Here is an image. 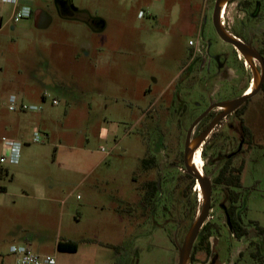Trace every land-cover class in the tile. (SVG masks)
I'll return each mask as SVG.
<instances>
[{
  "label": "rangeland",
  "instance_id": "obj_1",
  "mask_svg": "<svg viewBox=\"0 0 264 264\" xmlns=\"http://www.w3.org/2000/svg\"><path fill=\"white\" fill-rule=\"evenodd\" d=\"M68 1L74 10L102 20L99 39L92 38L95 33L83 21L59 17L54 0H30L28 5L54 16L43 28L27 17L13 22L9 9L2 15L0 117L8 91L20 84L35 91V103L51 116L33 128L47 147L45 157L35 159L64 186L56 202L61 223L44 224L34 215L38 201L22 195L20 177L11 182L5 175L0 178V186L8 189V194L0 191V264H13L9 246L25 244L22 237L29 234V247L55 255L56 264H177L178 246L202 204L198 184L182 171L186 131L210 102L241 95L253 81L250 67L242 56H232V46L215 32L214 0ZM139 12L143 16L137 17ZM242 15L228 4L224 28H237ZM198 37L209 46V71L200 68L188 45ZM85 41L100 46L86 56L80 51ZM218 58L225 62L221 70ZM44 92L46 101L39 98ZM53 99L57 105H51ZM242 118L253 133L252 149L232 159L234 165L245 159L241 183L247 208L242 217L247 226L256 221L264 227L262 87L246 102ZM209 119L195 127V136ZM239 124L238 116L228 115L198 149L204 148L202 170L212 184L225 155L239 145ZM2 135L0 129V157ZM151 156L157 168L144 170L141 159ZM0 167L9 174L15 168L9 163ZM149 180L157 181L159 190L152 207L143 208ZM220 205H227L224 188L212 185L204 225H218L220 232L209 237L207 255L198 244L203 225L189 264H260L261 258L251 256L254 246L231 236ZM56 239L76 241L77 251L57 250Z\"/></svg>",
  "mask_w": 264,
  "mask_h": 264
},
{
  "label": "crops",
  "instance_id": "obj_2",
  "mask_svg": "<svg viewBox=\"0 0 264 264\" xmlns=\"http://www.w3.org/2000/svg\"><path fill=\"white\" fill-rule=\"evenodd\" d=\"M29 3H30V0H17L15 3L0 0V29L2 28V20H3L2 15L5 12V9L10 10L11 20L13 21L12 18H13L14 13L17 10L21 9L22 7L28 6ZM55 8L57 11L56 12L57 15L64 19L66 18L72 19L73 18L72 16H75L76 13H79V12H84L87 15H89L85 11H76V10L73 11V9L69 13L64 14L61 12L60 9L56 7V4H55ZM27 18L32 19V21L36 25L42 28L49 26L54 21V16L50 12L42 8H38L34 12L31 10V14ZM74 19H77V18H74ZM96 20H97L96 26H91L86 21H83V20L81 21H83L86 25H88V27H90L92 33L93 32L95 33L94 37L92 38L97 40L100 38L99 33L103 31L104 26H103L102 20H98V19ZM97 46H100V45H97ZM97 46H95L93 42L91 41H85L81 44L80 51L84 55L90 56L93 48L94 47L97 48ZM9 84H12V82L9 81ZM31 89L32 88L30 86H26L25 84L24 85L20 84L18 89L13 88L12 90L8 91L7 96L3 99L1 103L0 129L3 133V135L1 136V140L4 137L10 140L19 141L22 143V145H21L20 152H19L18 162L16 164L9 163L12 167H15L13 169V172L9 174L10 173L9 169L0 167V178L3 175H5L7 178H9V181L11 182V181H16V179L20 177L21 184H23L21 186L22 192H23L22 195L28 196L29 199H31L30 197H32V199H36V201H38V209L35 210L34 215L40 219V222L44 224H49V223H54V221L58 220L59 223H61V220H62L61 205L56 206V202L59 199L58 191L60 189H63V186H64L62 185L63 181L60 180L58 177H55L48 173H44L42 168H40L37 165V162L40 163L42 161L38 158L45 157L47 147L44 142H41L42 138H40L38 141H34L33 135H32V132L35 131L33 128L37 126L41 127L40 125H44L48 120H50L49 117L51 116L48 115L46 112H43L44 109H42V107H41V110L38 112H21V111L12 112V111H9L6 107V101L9 95H16L18 102L26 103L27 102L26 100L30 99L29 101L31 102L29 103L28 101V104L37 105L35 103L36 102L35 98L32 97L33 96L32 92H35V91ZM41 95L43 94L40 93L39 98H41L42 100H45L46 98H43ZM51 105H54V104H51ZM58 146L59 145L55 147H58ZM3 152L4 154L2 156H6L8 149L4 145H3ZM102 152L104 155L107 154L105 151H102ZM35 157H38V158L35 159ZM4 163H8V162H4ZM0 191H2L4 194H8V189L4 185L0 186ZM29 191L32 192L31 193L32 195H30ZM71 191L67 193L66 197L71 196ZM62 202L63 201H61L60 204H62ZM117 207L120 210V206H117ZM23 231H28V230L25 229ZM57 234L58 233L56 232V236ZM30 238H31V235L29 234L28 236L22 237V240H25V244L26 245L28 244V246H30L29 244H32L31 241H29ZM68 240L70 241L71 239H67L66 241ZM58 241L59 239H56V242H55L56 249H57ZM71 241H74V240H71Z\"/></svg>",
  "mask_w": 264,
  "mask_h": 264
},
{
  "label": "water",
  "instance_id": "obj_3",
  "mask_svg": "<svg viewBox=\"0 0 264 264\" xmlns=\"http://www.w3.org/2000/svg\"><path fill=\"white\" fill-rule=\"evenodd\" d=\"M228 2L229 0H214L212 24L219 38L224 42L233 45L236 51L243 57L244 61H246L247 64L250 66L252 70L254 86L251 92L249 93L244 92L238 97L223 100L220 102H210L209 106L193 120L186 132L183 149L184 171L191 177H193L196 183L199 185L202 197V204L199 209V212H197L193 222L187 229L183 237L182 243L180 244V246H178L177 264H189L193 244L196 238L198 237L199 232L203 227L205 221L208 219L210 212L212 182L208 176H206L204 173H201L193 164L194 154L198 149H201V146L203 145L205 139L218 125V123L224 118H226L229 114L235 112L248 99L256 95L264 82V62L262 57L251 46V43L245 44L243 42L238 41L229 32H227V30L221 23V7L223 4H226ZM255 60L260 64L261 75H259V73L257 72L254 62ZM214 108H221V111L212 118L206 128L198 136L191 138L193 128ZM241 145L242 141L239 143L238 150L240 149ZM220 207L223 209L224 212L226 226L231 232V224L229 217L226 214L225 206L220 205Z\"/></svg>",
  "mask_w": 264,
  "mask_h": 264
},
{
  "label": "trees",
  "instance_id": "obj_4",
  "mask_svg": "<svg viewBox=\"0 0 264 264\" xmlns=\"http://www.w3.org/2000/svg\"><path fill=\"white\" fill-rule=\"evenodd\" d=\"M263 89L264 84L262 85V90ZM246 102L235 112V115L238 116L240 120L239 129L243 146L234 155H231L225 160L216 176L214 177L212 185L222 186L224 188L225 199L227 201L225 209L231 224V236L239 240H247L250 246L255 247V251L251 253V256L254 258H261L260 264H264V251L262 252V249H264V227L259 225L256 221H251L250 226H247L244 224L242 217L244 213L243 211H246L247 208L244 195L245 192L241 183V174L244 169L245 159L242 158L238 165H234L232 163V159L237 154H247L252 149L253 133L250 127L244 122V118H242ZM203 153L204 148H202L201 150V154ZM141 167L144 170L156 168L157 162L152 156L145 157L141 159ZM188 177L191 178L192 182L194 183V179L190 176ZM157 192L158 187L156 185V182L153 180H149L144 188V195L142 197L143 207H152L153 200ZM219 232V226L212 223H207L202 228V231L200 232L198 238V244L202 246L207 255L210 253V245L208 241L209 237H211L212 235L218 236ZM57 249L65 252H76L77 243L76 241L71 240H59L57 242Z\"/></svg>",
  "mask_w": 264,
  "mask_h": 264
},
{
  "label": "flooded vegetation",
  "instance_id": "obj_5",
  "mask_svg": "<svg viewBox=\"0 0 264 264\" xmlns=\"http://www.w3.org/2000/svg\"><path fill=\"white\" fill-rule=\"evenodd\" d=\"M54 3L56 4V7L58 8V9H60L61 10V12L62 13H69L73 8L71 7V5L69 4V2H68V0H54ZM235 4V7H236V9L239 11V12H242V16H241V19L237 22V28H235V27H233V28H231L230 27V29H232V30H229L227 27H225V29L227 30V32H229L235 39H237L238 41H240V42H243V43H245V44H249V43H251V46L258 52V54L262 57V59H263V62H264V9L262 10V0H229V2L228 3H226V5H225V7L228 5V4ZM263 3H264V0H263ZM73 11H74V9H73ZM73 18H77L78 20H83V21H86L89 25H91V26H96L97 25V20H96V18H93V17H91V16H89V15H87L86 13H84V12H79V13H76V15L75 16H72ZM223 24H224V21H223ZM226 43V42H225ZM207 44V43H206ZM227 44H229V43H227ZM231 45V44H230ZM207 46H208V44H207ZM232 46V56H234V55H236L237 57H239V58H241V55L236 51V49L234 48V46L233 45H231ZM208 49H209V46H208ZM227 55V54H226ZM208 57H209V63H208V67H207V69H203V70H207V71H209V69H210V64L212 63V58L209 56V54H208ZM218 63H217V69L218 70H221V68H223L224 66H225V62H220L219 61V58L216 60ZM243 61H244V59H243ZM255 62V66H256V69H257V72L259 73V75H261V67H260V64L255 60L254 61ZM243 63V62H242ZM257 63H258V65H257ZM244 64L246 65L247 64V62L246 61H244ZM250 67V66H249ZM202 70V69H201ZM250 70H251V68H250ZM251 72H252V70H251ZM224 73H225V70H224V72H223V75H224ZM218 77H219V75H218ZM224 77V76H223ZM224 79H225V77H224ZM226 79H228V78H226ZM253 80V75H252V78H251V81ZM264 83V82H263ZM245 92V91H244ZM243 92V93H244ZM242 93V94H243ZM240 96V95H239ZM217 102H220V101H217ZM210 104V103H209ZM209 104H208V106H209ZM207 106V107H208ZM242 106V105H241ZM240 106V107H241ZM206 107V108H207ZM239 107V108H240ZM205 108V109H206ZM238 108V109H239ZM204 109V110H205ZM215 109H220L218 112H216V113H214V114H212V111H214ZM237 109V110H238ZM203 110V111H204ZM236 110V111H237ZM202 111V112H203ZM221 111V108H214V109H212L205 117H207V116H209L210 117V119H209V122L212 120V118L216 115V114H218L219 112ZM235 111V112H236ZM201 112V113H202ZM235 112H233L234 114H235ZM200 113V114H201ZM232 114V113H231ZM230 115V114H229ZM204 117V118H205ZM203 118V119H204ZM203 119H201V121L203 120ZM200 121V122H201ZM199 122V123H200ZM209 122H208V124H209ZM198 123V124H199ZM197 124V125H198ZM207 124V125H208ZM191 125V124H190ZM196 125V126H197ZM206 125V126H207ZM195 126V127H196ZM195 127L193 128V131H192V133H191V138H194V137H196V136H198L199 134H197L196 136L194 135V131H195ZM189 128V127H188ZM188 130V129H187ZM187 132V131H186ZM186 137V136H185ZM242 140L240 139V142H241ZM185 142V141H184ZM205 142V141H204ZM239 142V143H240ZM239 146V145H238ZM241 147H242V145H241ZM241 147H240V149H241ZM184 149V148H183ZM239 149V150H240ZM238 150V147H237V149L234 151V152H232V153H228V154H226L225 155V158H224V162H225V160L227 159V158H229L231 155H234L237 151H239ZM200 154H201V152H200ZM157 168V167H156ZM182 171L183 172H185L184 171V169H182ZM187 174V173H186ZM189 175V174H188ZM190 176V175H189ZM193 178V177H192ZM194 179V178H193ZM156 182V185H157V187H158V190H159V185H158V182L157 181H155ZM146 183L147 182H145L144 183V188H145V186H146ZM142 199V198H141ZM154 204V203H153ZM141 205H142V207H143V201L141 200ZM143 208H145V207H143ZM189 228V227H188Z\"/></svg>",
  "mask_w": 264,
  "mask_h": 264
},
{
  "label": "built area",
  "instance_id": "obj_6",
  "mask_svg": "<svg viewBox=\"0 0 264 264\" xmlns=\"http://www.w3.org/2000/svg\"><path fill=\"white\" fill-rule=\"evenodd\" d=\"M6 2L15 3L17 0H4ZM31 9L28 6H24L17 10L13 15V21L17 22L22 18L29 17ZM143 16L142 12L138 13V17ZM221 23L223 24V15H220ZM188 45L192 47V56L197 57L200 62V68L207 69L209 63L208 46L206 42L198 37L195 41L189 40ZM43 98L48 97L47 93H43ZM52 104H57L55 99L52 100ZM6 107L9 111L15 112L17 110L24 112H38L41 107L34 104H28L18 102L16 95H9L6 101ZM38 132H33V140L38 141L40 139ZM3 145L8 149L6 156L0 157V163L8 162L10 164H16L19 159V152L22 143L7 138H2ZM104 151V149H101ZM9 252L13 256V264H56V258L53 254H39L33 251L26 244H12L9 246Z\"/></svg>",
  "mask_w": 264,
  "mask_h": 264
},
{
  "label": "bare ground",
  "instance_id": "obj_7",
  "mask_svg": "<svg viewBox=\"0 0 264 264\" xmlns=\"http://www.w3.org/2000/svg\"><path fill=\"white\" fill-rule=\"evenodd\" d=\"M225 5L226 4H223L222 7H221V14L223 15L224 12H225ZM254 86V83L253 81L250 83V85L248 86V88L245 90L246 93H249L251 92L252 88ZM193 164L195 165V167L201 172L203 173V170H202V167H203V160H202V157H201V154L200 152L197 150L194 154V157H193ZM199 187V185H198Z\"/></svg>",
  "mask_w": 264,
  "mask_h": 264
}]
</instances>
